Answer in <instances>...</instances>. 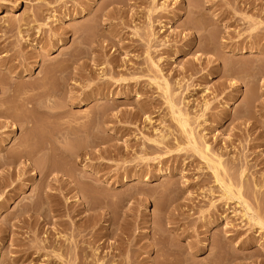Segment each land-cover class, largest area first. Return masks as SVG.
<instances>
[{
    "label": "rangeland",
    "instance_id": "rangeland-1",
    "mask_svg": "<svg viewBox=\"0 0 264 264\" xmlns=\"http://www.w3.org/2000/svg\"><path fill=\"white\" fill-rule=\"evenodd\" d=\"M169 100L264 221V0H0V264H264Z\"/></svg>",
    "mask_w": 264,
    "mask_h": 264
},
{
    "label": "bare ground",
    "instance_id": "bare-ground-1",
    "mask_svg": "<svg viewBox=\"0 0 264 264\" xmlns=\"http://www.w3.org/2000/svg\"><path fill=\"white\" fill-rule=\"evenodd\" d=\"M62 62L63 61L61 60L58 64V66H61L60 64H62ZM24 74H28V71L25 70ZM46 79H47V76H45L43 78V82L36 84V86L37 87L38 86L46 87V84H45L46 82H44ZM162 88L167 93L169 86H168V83L166 81H163ZM24 92L25 91L21 90V93H24ZM168 102H169V107H170L171 113L173 114V116L177 122V126L186 136V138L184 140V147L191 148L194 152L198 153L200 155V157H202L205 160L207 167L209 169H211V171L213 173V177H214L215 182H217L219 184V187H220L221 192H222V196H224L228 199L237 200V202L239 203V205L242 208V216H244L249 221H252L254 224L259 226L260 229L264 230V221L259 216L254 214V212L251 210L248 202L241 195L240 189L239 188L235 189V187L232 185V183L227 182L223 179L221 172L225 171V167H224V164L222 162L221 156L214 154V153L211 155L206 154L209 151L208 145L205 143H199L196 140V138L194 137L191 130L190 129L188 130V122H187L186 115L178 107H176L171 100H169ZM36 110H38V108H36ZM22 113L23 112H20V110L17 108L15 109V111L13 113H10L9 109H6V108H4L0 111V114H2L4 116H11L12 115V116L18 117L19 120H24V122L26 123L27 121H29L30 118H28L27 115L25 116ZM19 115H20V117H19ZM28 142H29V140H28ZM36 150L41 151V150H43V147L38 148ZM26 155H27L26 151L20 150V151L15 152V154H11L10 158L12 161H14L16 157L18 159L20 157H25ZM97 262H98V260H97Z\"/></svg>",
    "mask_w": 264,
    "mask_h": 264
}]
</instances>
